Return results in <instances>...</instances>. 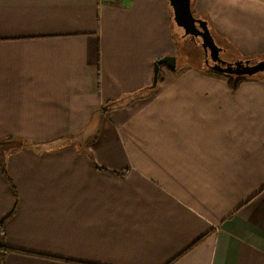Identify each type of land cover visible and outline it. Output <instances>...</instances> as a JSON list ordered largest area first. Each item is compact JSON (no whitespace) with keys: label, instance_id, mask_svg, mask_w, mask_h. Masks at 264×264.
I'll return each mask as SVG.
<instances>
[{"label":"crops","instance_id":"obj_1","mask_svg":"<svg viewBox=\"0 0 264 264\" xmlns=\"http://www.w3.org/2000/svg\"><path fill=\"white\" fill-rule=\"evenodd\" d=\"M191 2L264 59V0ZM179 45L169 0H0V264H264V80Z\"/></svg>","mask_w":264,"mask_h":264},{"label":"water","instance_id":"obj_2","mask_svg":"<svg viewBox=\"0 0 264 264\" xmlns=\"http://www.w3.org/2000/svg\"><path fill=\"white\" fill-rule=\"evenodd\" d=\"M169 2L173 10V21L177 27L184 30L185 37H191L192 40L201 39V46L206 56H209L214 64L210 70L218 74L247 78L264 72V59L254 64L251 63V60H240L234 63L223 61L220 57L223 49L216 43L208 22L195 17L191 0H169ZM164 65L173 71L176 69V59L165 57L155 63L152 87H156L161 77V67Z\"/></svg>","mask_w":264,"mask_h":264},{"label":"rangeland","instance_id":"obj_3","mask_svg":"<svg viewBox=\"0 0 264 264\" xmlns=\"http://www.w3.org/2000/svg\"><path fill=\"white\" fill-rule=\"evenodd\" d=\"M192 4V3H191ZM216 43L218 44V46L222 47L223 49L227 50V52L224 50L222 51L220 57L223 61H225L226 63H234L238 60H236L237 58L239 59L238 55L233 51L234 49L231 47V45H229L227 42H225L221 37H219L218 35H216L212 30H211ZM174 35L175 38L177 40V42H179V46H180V54L177 58V67L180 70L181 68L184 67H198V66H205L206 68V64H205V52L201 46V39L197 38L196 40H192L191 37L187 36V39L183 38V36L185 35V32L183 29H179L176 25H174ZM242 59V57H240ZM243 60H250L247 58H243ZM258 61L261 60H257V59H252L251 63H257ZM165 67V66H163ZM219 77L222 78H226L227 80L229 79V77H234V76H230V75H226V74H218ZM252 79H257V77H249L247 78L246 81L248 80H252ZM70 142V141H68ZM67 142V143H68ZM74 143L78 142V141H73ZM61 143V144H60ZM58 143L59 145L64 144V142H60ZM72 143V142H71ZM62 146L56 147V148H61ZM44 151V150H43ZM137 174H139L140 176L144 177V172L139 171V172H135ZM122 178H124L126 175L123 173L121 174ZM137 179V178H136ZM140 180V179H138Z\"/></svg>","mask_w":264,"mask_h":264},{"label":"trees","instance_id":"obj_4","mask_svg":"<svg viewBox=\"0 0 264 264\" xmlns=\"http://www.w3.org/2000/svg\"><path fill=\"white\" fill-rule=\"evenodd\" d=\"M174 25H176V24L174 23ZM184 37H185V35H184ZM208 73L219 76L218 73L210 70V68H208ZM255 77H257V79L264 80V72L258 74ZM246 80H247V77H229L228 84H229L230 90L232 92L238 91L239 88L242 86V84ZM24 146H25V144L22 141L15 140L12 138L0 142V168H1L3 175H5L6 177H7V171H6V157H7V155L11 152L20 150ZM96 170L103 171V172L107 171V170L100 169L97 167H96ZM113 174L114 175H121V173H113ZM1 251L7 252V250L5 248H1Z\"/></svg>","mask_w":264,"mask_h":264},{"label":"flooded vegetation","instance_id":"obj_5","mask_svg":"<svg viewBox=\"0 0 264 264\" xmlns=\"http://www.w3.org/2000/svg\"><path fill=\"white\" fill-rule=\"evenodd\" d=\"M205 64H206V67H208V68H210L211 66L214 65L209 56H205Z\"/></svg>","mask_w":264,"mask_h":264},{"label":"built area","instance_id":"obj_6","mask_svg":"<svg viewBox=\"0 0 264 264\" xmlns=\"http://www.w3.org/2000/svg\"><path fill=\"white\" fill-rule=\"evenodd\" d=\"M109 1L122 2L123 0H100V2H109Z\"/></svg>","mask_w":264,"mask_h":264}]
</instances>
